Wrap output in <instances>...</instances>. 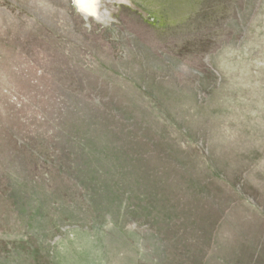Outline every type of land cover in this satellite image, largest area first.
<instances>
[{
    "label": "rangeland",
    "instance_id": "rangeland-1",
    "mask_svg": "<svg viewBox=\"0 0 264 264\" xmlns=\"http://www.w3.org/2000/svg\"><path fill=\"white\" fill-rule=\"evenodd\" d=\"M96 7L0 0V264H264V0Z\"/></svg>",
    "mask_w": 264,
    "mask_h": 264
},
{
    "label": "trees",
    "instance_id": "trees-1",
    "mask_svg": "<svg viewBox=\"0 0 264 264\" xmlns=\"http://www.w3.org/2000/svg\"><path fill=\"white\" fill-rule=\"evenodd\" d=\"M144 145H141V147H143ZM116 155L114 156L113 160L114 162L110 164V166L113 167V169H109V170H115L116 168L120 169L119 171H125L127 169H123L122 168V164H126L128 163V165H130L131 163V160L130 158H127V157H124L122 154H119V151L116 150ZM80 161L79 163L77 164H73V162H71L69 159H68V163L69 164H73L74 167V170H73V167L72 169L68 168V165L66 164L67 162L64 161L63 159L61 160H58V164L61 166V167H64V169H66L65 171H62L63 172V175L66 174V176H69L71 177V179H69L68 181H71V180H78L77 178L79 177L80 179V182L82 183L83 187L85 188L88 184H92V185H99V184H104L105 181H108V180H112L111 182V186L115 187H122V188H127L126 186H129V188H132L134 183L136 182H139V183H147L148 181L146 180V178L140 174V172H136V170H129L127 173H129L131 176L133 177H130L127 175V173L125 174H122L120 173V179H116L115 177H113V175H115L113 172L111 173L108 169H104V170H100V169H96L95 171L97 172L96 176H93V177H85L84 176V172L85 170L88 171V173H93L95 172L94 169L92 168H83L84 165H87V163L89 164L90 161L88 159V157L86 156L85 159H83V157H80ZM91 160V159H90ZM130 162H129V161ZM136 160L138 162H144L143 165H146L148 163L147 159H144V158H140V157H136ZM106 165H109V163H107ZM78 166V167H77ZM63 169V170H64ZM129 169H132L130 166H129ZM106 170V171H105ZM86 173V172H85ZM62 173H59V175H61ZM108 177H106V176ZM56 177H57V180L59 182H64L66 179H65V176H62V177H58L57 174H56ZM109 178V179H108ZM115 180V181H113ZM81 183H80V186H81ZM86 198V197H85Z\"/></svg>",
    "mask_w": 264,
    "mask_h": 264
},
{
    "label": "bare ground",
    "instance_id": "bare-ground-1",
    "mask_svg": "<svg viewBox=\"0 0 264 264\" xmlns=\"http://www.w3.org/2000/svg\"><path fill=\"white\" fill-rule=\"evenodd\" d=\"M96 1L97 0H75L76 5H78V8L88 17H96Z\"/></svg>",
    "mask_w": 264,
    "mask_h": 264
},
{
    "label": "water",
    "instance_id": "water-1",
    "mask_svg": "<svg viewBox=\"0 0 264 264\" xmlns=\"http://www.w3.org/2000/svg\"><path fill=\"white\" fill-rule=\"evenodd\" d=\"M75 4H76V2H75ZM77 7H78V5H76Z\"/></svg>",
    "mask_w": 264,
    "mask_h": 264
}]
</instances>
